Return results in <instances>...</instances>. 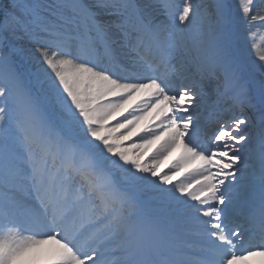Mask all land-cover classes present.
<instances>
[{
  "label": "snow or ice",
  "instance_id": "obj_1",
  "mask_svg": "<svg viewBox=\"0 0 264 264\" xmlns=\"http://www.w3.org/2000/svg\"><path fill=\"white\" fill-rule=\"evenodd\" d=\"M262 30L264 0H0V264L264 257Z\"/></svg>",
  "mask_w": 264,
  "mask_h": 264
},
{
  "label": "bare ground",
  "instance_id": "obj_2",
  "mask_svg": "<svg viewBox=\"0 0 264 264\" xmlns=\"http://www.w3.org/2000/svg\"><path fill=\"white\" fill-rule=\"evenodd\" d=\"M239 262H241V264L244 263V261H239ZM247 264H264V257H259V256L251 257V260H249V263Z\"/></svg>",
  "mask_w": 264,
  "mask_h": 264
},
{
  "label": "rangeland",
  "instance_id": "obj_3",
  "mask_svg": "<svg viewBox=\"0 0 264 264\" xmlns=\"http://www.w3.org/2000/svg\"><path fill=\"white\" fill-rule=\"evenodd\" d=\"M233 3H235V0H232Z\"/></svg>",
  "mask_w": 264,
  "mask_h": 264
}]
</instances>
